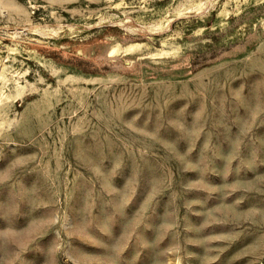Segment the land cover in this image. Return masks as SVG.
Returning a JSON list of instances; mask_svg holds the SVG:
<instances>
[{"label": "rangeland", "instance_id": "obj_1", "mask_svg": "<svg viewBox=\"0 0 264 264\" xmlns=\"http://www.w3.org/2000/svg\"><path fill=\"white\" fill-rule=\"evenodd\" d=\"M0 264H264V0H0Z\"/></svg>", "mask_w": 264, "mask_h": 264}, {"label": "bare ground", "instance_id": "obj_2", "mask_svg": "<svg viewBox=\"0 0 264 264\" xmlns=\"http://www.w3.org/2000/svg\"><path fill=\"white\" fill-rule=\"evenodd\" d=\"M133 43V42H132ZM134 44V43H133ZM133 44H127V45H124L120 48L124 49L125 52H129L132 48V45ZM115 47H111L110 51H109V55H112V53L115 51ZM48 59V58H47ZM84 75V74H83ZM97 75V74H96ZM106 77V76H105ZM90 78V77H89Z\"/></svg>", "mask_w": 264, "mask_h": 264}]
</instances>
